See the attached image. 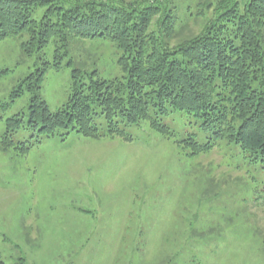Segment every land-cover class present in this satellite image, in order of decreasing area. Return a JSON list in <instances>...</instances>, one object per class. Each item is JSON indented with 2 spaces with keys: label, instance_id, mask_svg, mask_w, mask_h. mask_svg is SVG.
Returning a JSON list of instances; mask_svg holds the SVG:
<instances>
[{
  "label": "rangeland",
  "instance_id": "obj_1",
  "mask_svg": "<svg viewBox=\"0 0 264 264\" xmlns=\"http://www.w3.org/2000/svg\"><path fill=\"white\" fill-rule=\"evenodd\" d=\"M174 1L180 37L198 33L205 25L198 13L211 0ZM28 39L0 42V264H264L263 162L236 143L192 154L190 136L205 144L212 132L202 118L170 107L157 118L171 137L148 119L121 123L126 136L60 128L40 137L28 126L35 94L25 79L44 62L39 95L53 112L69 101L77 66L103 79L127 73L109 38L73 37L59 69L54 43L29 53ZM15 117L25 122L5 148ZM94 122L105 135V116ZM21 142L32 146L22 152Z\"/></svg>",
  "mask_w": 264,
  "mask_h": 264
},
{
  "label": "trees",
  "instance_id": "obj_2",
  "mask_svg": "<svg viewBox=\"0 0 264 264\" xmlns=\"http://www.w3.org/2000/svg\"><path fill=\"white\" fill-rule=\"evenodd\" d=\"M46 5L44 16L36 19L35 12ZM198 15L205 17L204 27L182 38L174 0H0V42L27 34L29 53L54 43L59 69L73 37L109 38L121 50L118 64L127 73L103 79L98 70L77 66L69 101L53 112L39 95L50 67L44 62L25 79L35 94L29 128L40 137L60 128L93 138L117 137L126 136L121 123L148 119L153 129L171 137L173 131L157 118L170 107L202 118L204 129L212 132L205 144L190 136L186 146L192 145V154L236 143L264 165V0H211ZM23 90L21 85L16 93ZM98 115L108 122L105 135L94 122ZM24 122L10 119L5 148L15 146L11 134ZM31 146L21 142L18 148L27 152Z\"/></svg>",
  "mask_w": 264,
  "mask_h": 264
}]
</instances>
